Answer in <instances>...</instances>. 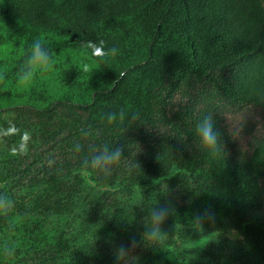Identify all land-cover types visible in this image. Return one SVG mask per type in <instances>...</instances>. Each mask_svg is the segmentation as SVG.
<instances>
[{
  "label": "trees",
  "instance_id": "obj_1",
  "mask_svg": "<svg viewBox=\"0 0 264 264\" xmlns=\"http://www.w3.org/2000/svg\"><path fill=\"white\" fill-rule=\"evenodd\" d=\"M36 44L48 59L79 52L93 69L63 70L53 97L1 89L29 74ZM0 98L19 103L0 120V238L12 247L0 264H122L68 219L83 174L113 191L82 225L134 245L127 264H183L162 242L177 226L191 239L241 236H219L201 264H264V0H0ZM248 112L257 121L241 144L226 116ZM209 117L213 146L198 132ZM172 167L162 220L133 208L131 229L108 222L118 191ZM182 181L188 200L175 191Z\"/></svg>",
  "mask_w": 264,
  "mask_h": 264
},
{
  "label": "rangeland",
  "instance_id": "obj_2",
  "mask_svg": "<svg viewBox=\"0 0 264 264\" xmlns=\"http://www.w3.org/2000/svg\"><path fill=\"white\" fill-rule=\"evenodd\" d=\"M86 56L79 52H63L58 55H54L48 59L46 66L40 68L30 67L31 76L28 79L21 78L16 85L1 84V89L8 91L9 94H17L25 92L29 88L41 87L45 89L49 95L56 96L63 89L60 82L61 73L69 66L75 65L77 69V77L82 75H88L93 69V64L85 60ZM79 73H81L79 75ZM75 75V73H74ZM28 76V75H27ZM19 103L14 100H5L0 98V120L5 119L7 113H5V107L18 105ZM257 121V114L255 112L248 113H233L226 116V123L230 130L237 136L238 140L242 144L247 139V130H252ZM175 169L172 167L166 176L160 177L157 180L145 185L137 186L127 192L120 193L118 191V200L115 208L111 206L109 210L110 224L118 229L129 230L132 223V209L137 208L142 215H153L156 210L163 204L165 198L169 194L168 180L174 177ZM84 184L78 193L75 200V206L68 214V219L75 222V228L80 235L86 240L92 241L96 244L94 250L95 254L106 250L110 255L119 258L122 264H127L135 253L136 247L129 244L125 238L120 237L115 240V236L111 238L108 234L103 235L102 231H92L88 227L82 225L89 209L94 205L99 198H101L104 192L113 191L112 188L105 186H98L91 181L87 174H83ZM264 184V179L261 182ZM41 187L35 189H22L19 191V195L25 199H30L38 194ZM178 189V187H176ZM175 191L180 197L188 200L190 198L188 192L190 185L186 181H182L180 184V192ZM174 191V190H173ZM50 218H46L49 222ZM52 220V219H51ZM50 220V222H52ZM81 224V225H80ZM93 235L94 240L91 239ZM219 236H223L228 241H239L241 236L236 231H228L224 234L213 233L206 237L199 239H191L188 234L180 227H174L170 236L162 239L168 250L172 255L183 264H201L207 263V258L204 257L203 251L207 245L216 241ZM11 243L5 241V238H0V257L9 255ZM123 247L125 255L120 256L119 250Z\"/></svg>",
  "mask_w": 264,
  "mask_h": 264
},
{
  "label": "clouds",
  "instance_id": "obj_3",
  "mask_svg": "<svg viewBox=\"0 0 264 264\" xmlns=\"http://www.w3.org/2000/svg\"><path fill=\"white\" fill-rule=\"evenodd\" d=\"M89 48L93 49V55L96 54H103L104 50L102 47H98L96 45L93 44H89L88 45ZM48 63V55L47 53H45L42 49L41 46L39 44H36L34 46L33 49V53H32V57L30 60V64L32 65L33 68H40L42 66H46ZM31 72L28 74V76L24 77V79H28L31 76ZM114 119V116H110V120ZM198 132L199 135L201 137L202 142L207 145V146H213L216 144V134L213 132V128H212V123H211V119L206 118L200 125H198ZM25 137H27V133H25ZM120 157V151L117 150L115 153H113L111 156L109 157H105L104 160L106 161H115L118 160ZM163 219V215H157L154 214L153 216V220L154 222H157L159 220ZM151 237H156L159 235L158 230H153L151 232ZM119 255L123 256L125 255V250L123 247L120 248L119 250Z\"/></svg>",
  "mask_w": 264,
  "mask_h": 264
}]
</instances>
